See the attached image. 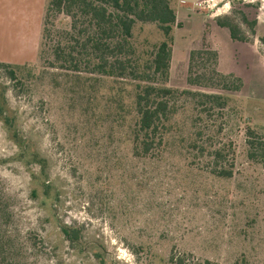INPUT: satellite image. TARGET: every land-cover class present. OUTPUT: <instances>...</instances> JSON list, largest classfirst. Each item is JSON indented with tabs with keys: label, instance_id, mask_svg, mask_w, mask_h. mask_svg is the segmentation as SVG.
<instances>
[{
	"label": "rangeland",
	"instance_id": "1",
	"mask_svg": "<svg viewBox=\"0 0 264 264\" xmlns=\"http://www.w3.org/2000/svg\"><path fill=\"white\" fill-rule=\"evenodd\" d=\"M19 1H4L9 22H28L39 43L25 54H5L13 61L6 64L27 68L16 70L14 80L11 69L0 68V87L16 128L44 167L21 155L0 122V264H264V167L249 157L248 146L249 131L264 139V0H199L194 6L206 20L197 50L206 44L218 52L209 30L218 17L229 16L249 38L247 46L218 39L223 69L243 88L192 87L188 66L181 64L172 78L170 71L168 87L229 101L210 110L203 98L180 97L161 144L148 152L133 143L120 119L129 123L132 116L119 107L130 90L125 81L97 84L86 69L49 65L50 44H73L71 35L89 19L73 29L67 15L53 16L52 43L46 40L41 54L47 0ZM171 1L176 10L179 0ZM242 15L256 22L254 32ZM135 37L147 47L163 40L153 24H138ZM229 171V177L222 173ZM63 228L77 233L74 243Z\"/></svg>",
	"mask_w": 264,
	"mask_h": 264
},
{
	"label": "trees",
	"instance_id": "2",
	"mask_svg": "<svg viewBox=\"0 0 264 264\" xmlns=\"http://www.w3.org/2000/svg\"><path fill=\"white\" fill-rule=\"evenodd\" d=\"M57 14L70 17L73 20V29L79 19H89L85 28L80 29L77 35H71L73 44L67 43L68 45L63 46L60 42L52 43L48 25L50 19ZM241 20L250 25L254 32L256 22H249L245 15L241 16ZM216 23L229 31L233 41L250 42L240 26L229 16L218 17ZM138 24L155 25L163 40L148 47L146 41L137 42L135 31ZM176 26L182 27L177 24V13L171 0H47L39 52H47L45 48L49 45L46 41L48 40L52 43L53 61L49 62L51 68L73 70L76 73L86 69L89 75H94V82L97 84L105 79L118 83L125 81L124 85L130 87L127 97L124 96L129 105L124 103L122 96L119 107L120 111L128 110V114L131 110L132 116L129 123L125 116L120 119L130 127L133 143L141 145L148 152L156 143L161 144L175 111L174 105L180 97L203 98L204 104L211 106L210 110L214 107L225 108L229 101L228 96L179 91L168 87ZM218 61V52L206 44L201 49L191 51L188 85L241 92V79L233 74L220 73ZM0 68L11 69L9 77L14 80L16 70L27 68V65L0 61ZM96 88L90 87L93 90ZM0 122L5 126L10 140L21 150V155L43 169L44 160L41 155L37 151L30 152V142L16 128L17 116L9 107L5 90L1 87ZM248 135L249 157L260 161L264 167V139H253V131H249ZM216 155L223 157L221 152H216ZM222 173L227 177L232 175L230 171ZM63 232L70 242L76 241V232L69 228H63ZM177 264H181V261Z\"/></svg>",
	"mask_w": 264,
	"mask_h": 264
},
{
	"label": "crops",
	"instance_id": "3",
	"mask_svg": "<svg viewBox=\"0 0 264 264\" xmlns=\"http://www.w3.org/2000/svg\"><path fill=\"white\" fill-rule=\"evenodd\" d=\"M5 0H0V59L3 63H10L11 56L5 54H11L14 51H19L20 53L30 52L31 47L39 43V35L35 31L28 32L30 25L28 22L25 24L19 21L8 19V10L4 4ZM21 2V0L19 1ZM199 2V0H179V4L176 8L177 13V24H181L182 27L175 28L178 31L175 41L180 44V48L175 50L174 43L172 45V59H171V78L174 71L182 64L189 66L190 54L192 50H197L199 40L201 41L202 35L205 31V17L202 16V13H196L194 11V6ZM16 13L21 15V11H16ZM22 18V19H21ZM29 18V17H28ZM27 18V20H28ZM19 20H24V15L18 17ZM210 33L212 35V42L218 50L219 61H218V70L220 73L228 75L229 72L223 69V55L220 50V42L218 41L219 37L223 38L228 45L235 46V43L230 36L229 31L226 28L220 27L215 21L210 23L209 26ZM188 31H192L193 34H196L194 38L188 39L185 34ZM179 39V42H178ZM176 43V44H177ZM243 46L249 45L247 42H240ZM252 52L255 53V50L250 46ZM17 51V52H18ZM19 54V53H18ZM17 59L15 56H12V59ZM15 61V60H14ZM14 65H19L14 62ZM188 63V65H187Z\"/></svg>",
	"mask_w": 264,
	"mask_h": 264
}]
</instances>
